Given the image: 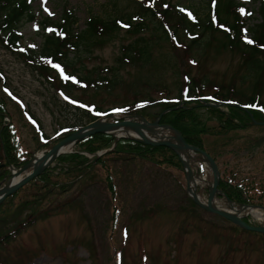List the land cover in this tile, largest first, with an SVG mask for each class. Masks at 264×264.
<instances>
[{
    "label": "rangeland",
    "instance_id": "obj_1",
    "mask_svg": "<svg viewBox=\"0 0 264 264\" xmlns=\"http://www.w3.org/2000/svg\"><path fill=\"white\" fill-rule=\"evenodd\" d=\"M167 1L190 5L202 12L201 0ZM236 1L244 4L242 18H245V26L257 22V14L253 12L258 3ZM64 8L74 12L76 22L73 34L84 29L90 16L104 22L123 20L124 29L112 35L109 42L95 46L92 52L81 53L80 63L76 62L74 66L77 69L83 67V74L92 68L98 69L99 73L101 70V76L110 79L108 88L113 85L111 81L114 82L116 76L120 79V86H115L111 93L105 90L94 93L91 90L89 96L83 97L100 109L122 107L135 98L139 101L158 100L165 97L164 94L168 98L174 97L183 87L181 74L206 75L207 81L224 84L234 79V88L245 87L241 86L238 78L246 67L242 66V59L237 53L229 51L217 54L211 50L205 59L191 51V58L200 64L196 68V65L188 63L191 58L181 51L182 48L177 50L170 42L158 43L153 47L149 63L142 64L137 57L128 64L120 61L124 54L122 48L136 38L128 34L126 15L129 11L124 9L122 1L36 0L32 4L34 20L21 26L18 51L39 50L45 34L42 18L50 17L58 21ZM136 22L133 21L132 25ZM141 35L149 39L148 31L141 32ZM178 37L182 39L179 33ZM68 57L73 58L70 53ZM0 70L7 87L38 120L48 138L53 137L60 127L85 123L75 116L74 109L56 96L53 87H49L21 59L5 51L1 45ZM106 70L109 71L107 74ZM71 73L77 75L73 71ZM73 94V97L79 96V93ZM259 95V101L264 104V80ZM156 110L154 106L147 113H155ZM111 118L106 122L113 121ZM201 120L207 128V134L201 136L205 151L217 158L225 179L229 176L236 181L252 179L258 187L264 188V126L251 124L244 131L231 135L228 129L219 127L215 114L202 116ZM18 123L28 151L41 153L48 150H38L35 135L22 122ZM88 157L90 159L91 156ZM114 158H110L112 183L116 188L112 196L104 182L105 172L96 167L79 180L71 171L56 177L51 175L49 183L55 187L49 190L42 183L26 188L14 198L15 204L10 213V202H2L0 233H5L32 215L33 208L48 211L64 203H69V206L50 212L49 217L40 219L9 241L0 251V260L8 264H114V256H117L121 264H264V244L260 243L259 234H242L227 221L190 203L182 168L156 165L137 156L112 162ZM196 162L193 163L195 171L199 167ZM199 176L207 182L211 180L207 171ZM8 178L9 169L1 166L0 188L5 184L2 180ZM197 189L198 196L206 200V186L198 185ZM215 204L220 208L227 207L225 200L217 199ZM114 207L118 218L113 217ZM149 210L153 211L152 215L141 218V212ZM257 213V217L248 216L254 224L264 226V212ZM244 214L241 213L242 216ZM244 218L247 219L246 216Z\"/></svg>",
    "mask_w": 264,
    "mask_h": 264
},
{
    "label": "trees",
    "instance_id": "obj_2",
    "mask_svg": "<svg viewBox=\"0 0 264 264\" xmlns=\"http://www.w3.org/2000/svg\"><path fill=\"white\" fill-rule=\"evenodd\" d=\"M34 1L0 0V44L4 49L21 59L22 63L31 72L40 75L49 83L50 87L62 90L67 94L68 90L72 91L75 88V86H71L74 81L63 80V83H61L54 70L50 68V65L56 64L64 70L71 69L79 75L78 79L81 82H93L96 93L106 90L109 87L108 85H110V79L100 76L95 68L85 70V74H83V67L77 69L74 66L76 62L80 63L81 53L92 52L95 46L103 42H109L112 35L119 33L120 29L116 24V19L104 22L103 19L90 16L84 29L73 34L72 30L76 18L72 10L64 8L59 21L54 22L50 18L43 20V25L52 26L54 33L44 36L43 46L40 51L28 50L25 54L17 53L16 43L20 40L19 28L23 23L34 19L31 13V4ZM112 1H122L124 9L129 11L126 15L129 23H131L130 20L132 18H139L134 27L128 31V34L136 36V38L122 48L124 54L120 61L125 59L130 62L135 60L134 57H137L142 60L143 64L149 63L155 45L158 43H169V41L178 38L180 44L185 42L187 46L185 47L186 54L191 55L190 52L192 51L193 54H198L205 59L211 50L217 54L229 51L237 53L242 59V66L246 67L242 76L238 78L241 86H245L243 89H235L234 79H232L230 83L217 84L215 88L218 89V92L213 94L221 102H234L236 105L244 106L246 110L240 109L235 105H224L220 107V110L216 107L205 106L198 100L185 102L182 100L181 95H178L177 103L153 102L154 100H152V107L155 106L157 109L155 113H147V110L151 107L140 108L136 101L129 105L130 112L139 114L146 119L154 120L163 111L168 110L167 113L162 115L160 123L170 125L180 132L186 143L204 151L206 148L201 136L207 134V128L201 120L202 116L215 114L219 127L228 129L231 135L244 131L251 124L264 126V115L253 108L261 106L264 109V104L259 101V93L262 91L264 80V0H254V2L258 3L255 11L257 22L247 28L248 33H250L249 41L251 43L242 41L241 28L244 21L238 15V8L242 5L234 0H201L200 7L202 12L199 9L194 10V7L191 6L189 8L192 10V15L181 11L179 5H171L167 0ZM147 31L149 32L148 40L141 35V32ZM178 33L181 34L182 39L178 37ZM69 53L72 54V59L68 57ZM188 75L190 76V74ZM93 76L96 80H92ZM190 77L185 85L190 88V94L195 99L204 96L200 90L202 86L214 84L205 79L206 75ZM0 78L2 79L1 74ZM119 80L116 76V80L114 82L111 81L113 85L110 88L114 89L120 83ZM2 88L0 84V164H4L6 168L10 165L17 168L23 164L21 161L23 157L21 147L25 144L20 127L17 124L22 122L28 129L29 125L24 122L18 107L5 96ZM178 106L180 107L178 108ZM96 110L101 109L96 108ZM73 111L76 113L75 116L83 123H90L95 119L94 114L87 110L76 107ZM5 116H9L11 120L9 126L3 124ZM15 117H18V119ZM67 134H62L56 141L58 142L65 138ZM34 139L37 140V137ZM113 143L114 138L106 134H97L81 141L77 145L78 152L59 156L55 161L56 166L53 170H45L38 179L21 188L13 196L6 198L4 201L10 202L8 213L13 211L14 198L26 188L42 183L46 190L52 189L55 186L49 183V177L51 175L56 177L63 172L71 171L70 173L76 174L78 178L91 173L96 167L107 171L106 159L108 157H116L112 161H118L120 158L126 159L128 156H137L156 165L181 168L178 157L171 150L165 147H150L126 139L118 140L113 150L100 158L94 156L92 159H88L80 154V152H85L92 155L98 151L111 148ZM213 158L218 163L217 158ZM66 166L70 168L67 169ZM56 168L59 169V172L54 175L53 171ZM106 180L109 191L112 193L111 174L110 176L107 175ZM61 188H64V186ZM219 189L231 202L237 205L256 203L264 207V188H258L252 180L236 181L234 177H231V180L221 179ZM190 203L195 206L192 202ZM67 206H69V203H64L63 206L58 205L57 209L60 207L63 209ZM52 211H55V209L36 211L33 208L32 215L17 223L5 233H0V251L5 249L9 241L13 240L32 224L40 219L49 217ZM1 212L2 209L0 210ZM142 214L144 217L148 215L145 211ZM259 239H261L260 243L264 244V236H259ZM0 264L8 263L0 260Z\"/></svg>",
    "mask_w": 264,
    "mask_h": 264
},
{
    "label": "water",
    "instance_id": "obj_3",
    "mask_svg": "<svg viewBox=\"0 0 264 264\" xmlns=\"http://www.w3.org/2000/svg\"><path fill=\"white\" fill-rule=\"evenodd\" d=\"M160 118L161 116H159L154 122H148L141 116L132 114L122 117L121 120L116 123L105 122L103 119H98L84 127H81L76 132L71 133L66 139L60 141L58 144L53 146L46 154L42 155L40 158H36L35 156H33L19 170L11 169V176L13 178L22 176V174H24L26 171H29V173L26 174L16 184L9 186L8 183L5 187L0 189V203L7 196L14 194L18 189L26 185L29 181L38 177L60 154L66 153L59 151L62 147L74 146L79 141L96 134H109L115 137L116 140L129 139L147 146L165 147L172 150L178 156L183 166V169L186 172V180H187L186 191L188 197L199 208L203 209L208 213L215 214L229 221L231 224L238 226L243 230L257 232L264 235V226H257V227L249 226L244 222H242L237 215L233 214L232 211L234 210H232V208H230V211H226L215 206L214 197L215 194L219 193L217 189L219 184V173L216 163L206 152L200 150L197 147L187 144L177 130H175L169 125L160 124L159 123ZM121 126L130 128L132 131L136 133V136H130V135L116 136L110 132L112 129ZM155 128H161V130H166L165 132L167 133L168 131H170L171 132L169 133L170 136L167 137L166 135H163L164 137L159 138L157 140H150L146 138L141 132L142 129L147 132H150ZM163 132L164 131H161V134ZM172 138L174 139V141H171ZM183 150L191 151L195 155V160L200 159L199 161H202L208 167V171L211 176V182L206 184L208 189L206 202L202 203L198 198V196L196 195L195 191L192 192L190 189L189 178H193L194 175L192 173V169L190 168L188 162L184 161L179 155V152ZM228 203L230 204L229 201ZM241 210L242 208L238 209L237 211H241Z\"/></svg>",
    "mask_w": 264,
    "mask_h": 264
},
{
    "label": "bare ground",
    "instance_id": "obj_4",
    "mask_svg": "<svg viewBox=\"0 0 264 264\" xmlns=\"http://www.w3.org/2000/svg\"><path fill=\"white\" fill-rule=\"evenodd\" d=\"M161 131H164L163 133H166L167 137L170 136L169 133H171L170 131L165 132L166 130H161V128H155L153 129L152 131L150 132H147L145 130H141L142 134L150 139V140H157L159 138H162L164 137L162 134H161ZM113 135H116V136H121V135H127V136H136V133L134 131H132L130 128L128 127H116L114 129H112L110 131ZM171 141H174V139L172 138ZM70 147H62L59 151L62 152V151H67L69 150ZM179 155L180 157L188 162V164L190 165L192 162L195 161V155L191 152V151H186V150H183V151H180L179 152ZM37 156H40V154L38 153ZM21 177V176H20ZM20 177H17L15 179H13L12 181H10L9 183V186H12L14 184H16L19 180H20ZM207 183V181L205 180V178H195V176L193 178H189V184H190V189L191 191H195L198 187V185H201V186H204L205 184ZM196 192V191H195ZM198 196V195H197ZM198 198L200 199V201L203 203L204 200L200 198V196H198ZM253 214H255L256 216H258V213L257 212H253ZM253 215V216H255ZM252 216V215H251ZM255 219V218H254ZM257 220V219H256Z\"/></svg>",
    "mask_w": 264,
    "mask_h": 264
},
{
    "label": "snow or ice",
    "instance_id": "obj_5",
    "mask_svg": "<svg viewBox=\"0 0 264 264\" xmlns=\"http://www.w3.org/2000/svg\"><path fill=\"white\" fill-rule=\"evenodd\" d=\"M241 12H242V14H243V10H241ZM248 42L251 43V41H248ZM56 67H58V66H56ZM62 74H63V72H62ZM64 78H65V79H68L67 76H65Z\"/></svg>",
    "mask_w": 264,
    "mask_h": 264
}]
</instances>
